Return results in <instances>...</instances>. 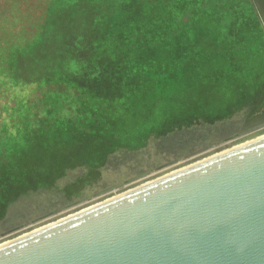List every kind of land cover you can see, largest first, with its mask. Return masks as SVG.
Returning <instances> with one entry per match:
<instances>
[{
  "label": "rangeland",
  "instance_id": "obj_1",
  "mask_svg": "<svg viewBox=\"0 0 264 264\" xmlns=\"http://www.w3.org/2000/svg\"><path fill=\"white\" fill-rule=\"evenodd\" d=\"M45 1L0 0V56H8L0 60V178L9 169L24 174L26 165L28 175L46 180L69 149L100 144L115 152L90 182L75 184L89 171L77 166L53 187L11 203L0 218V243L264 134V127L248 131L264 118V12L254 0H48L32 37ZM257 4L264 10V0ZM92 21L120 60L121 98L89 99L67 86L74 83L39 73L68 69L57 53L68 34L80 37V23ZM17 39L29 41L17 47ZM12 71L39 78L16 81ZM192 118L225 119L181 127ZM200 136L206 146L176 153ZM67 184L79 193L68 198Z\"/></svg>",
  "mask_w": 264,
  "mask_h": 264
},
{
  "label": "water",
  "instance_id": "obj_2",
  "mask_svg": "<svg viewBox=\"0 0 264 264\" xmlns=\"http://www.w3.org/2000/svg\"><path fill=\"white\" fill-rule=\"evenodd\" d=\"M0 264H264V134L4 241Z\"/></svg>",
  "mask_w": 264,
  "mask_h": 264
},
{
  "label": "trees",
  "instance_id": "obj_3",
  "mask_svg": "<svg viewBox=\"0 0 264 264\" xmlns=\"http://www.w3.org/2000/svg\"><path fill=\"white\" fill-rule=\"evenodd\" d=\"M44 0H42L43 2ZM259 0H254L256 9L260 12V17H262V13L264 10L261 8L257 2ZM48 0L44 2L43 9H42V15L40 21L34 23V34L32 37L37 33V30L41 28L43 25V22L47 15V9H48ZM260 7H259V6ZM84 7H81V10L84 12ZM97 8H95L96 10ZM95 10L92 9V12L96 14ZM41 14V13H40ZM78 26H83V32L80 33V37L78 38L75 35L68 34L67 38L64 40L61 48L62 51H58L56 59H58L63 64H66V68L68 69H59L57 66H54L51 71H39L40 74H46L48 75L50 79L56 78V82L61 81L62 83L70 82L74 83L75 85H67L75 88L78 90L79 93L84 94L89 99H91L95 96H98L100 98L106 99V100H114L117 98H121L124 96V77H123V71L122 67L120 65V60H115L112 58V56L109 54L107 47H105L106 43V36L102 33H97V28L95 21H92L91 23H80ZM91 27L93 29H91ZM76 29V26L72 25L71 29L69 31L73 32V30ZM102 36V37H101ZM31 37V38H32ZM97 39V40H96ZM29 41L27 40H20L17 39L14 42H11L15 44L17 47H23V45ZM95 41H98V43H95ZM18 43V44H17ZM45 49L47 50V45H45ZM3 57L0 56V60H3ZM8 58L5 57L4 60L6 61ZM8 67V66H6ZM13 70V69H12ZM11 72V70H6L4 72ZM59 71V73H58ZM9 72V73H10ZM13 78L16 81L22 80L23 82L32 83L34 82L33 79H38L39 77L35 76L33 79H22L19 78V75H17V72L15 73V77L12 71ZM55 80V79H54ZM46 96V94H44ZM54 97V96H53ZM55 98V97H54ZM260 103V102H259ZM252 104H258L256 102ZM261 104V103H260ZM259 113V111H258ZM231 116V115H230ZM24 119V118H23ZM225 119V118H217V119H197L192 118L188 120V126H181V127H191L195 122H206L213 124L218 120ZM177 129V128H176ZM175 130V129H173ZM168 130L164 133H153L152 135H158L163 136L166 135V133H169ZM194 138V136L192 137ZM208 137H202L200 136L199 141H195L193 143L187 144L183 147L182 152H186L190 148L193 149L195 146L205 144L208 141ZM147 142H144L141 146H144ZM140 146V147H141ZM138 147V148H140ZM137 148L130 149V150H136ZM122 150V149H121ZM128 150V149H126ZM114 150H107L106 148L102 147L100 144L97 145V147L93 151H88L84 149H72L67 151L66 157H68L63 163L59 161V163H56V165H53V176H48L46 180H41L37 177H31V175H28L29 169L26 165H24V174H21L18 171H14L13 169H9L8 171L10 174L8 177L0 178V218H3L11 203L15 202L18 198H20L22 195L30 192V191H38L39 189H46L53 187L57 180L61 177H63L69 169H73L77 166H86L89 171L85 172V174L76 180L75 184L81 186L82 183H87L92 181V179H95L98 175V168L106 164V160L108 162V156L110 154H113ZM23 153H26V150L23 151ZM83 156L84 159H78L77 157ZM78 159V160H76ZM32 168L35 167L37 163H29ZM64 193L68 197H72L73 194H78L79 192L75 191L73 189L72 184H67L64 188Z\"/></svg>",
  "mask_w": 264,
  "mask_h": 264
},
{
  "label": "flooded vegetation",
  "instance_id": "obj_4",
  "mask_svg": "<svg viewBox=\"0 0 264 264\" xmlns=\"http://www.w3.org/2000/svg\"><path fill=\"white\" fill-rule=\"evenodd\" d=\"M264 121V118H262V119H260V120H258L257 122H255V123H253L250 127H252V126H254L255 124H257V123H260V122H263ZM250 127H248V129L250 128ZM233 132H236L235 130L233 131ZM238 133V132H237ZM240 144V143H239ZM238 145V144H237ZM201 146H206V145H201ZM188 152H190V151H192V149L190 148L189 150H187ZM179 152H182V150H180V151H178V152H176L177 154H179ZM69 198V197H68ZM44 225V224H43Z\"/></svg>",
  "mask_w": 264,
  "mask_h": 264
}]
</instances>
